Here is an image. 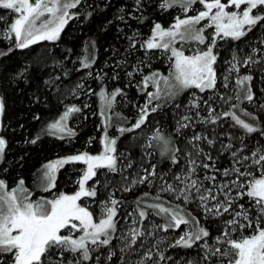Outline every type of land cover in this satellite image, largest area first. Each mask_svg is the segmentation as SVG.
<instances>
[{
    "label": "snow or ice",
    "instance_id": "1",
    "mask_svg": "<svg viewBox=\"0 0 264 264\" xmlns=\"http://www.w3.org/2000/svg\"><path fill=\"white\" fill-rule=\"evenodd\" d=\"M80 3L81 0H0V9L10 10L15 14V19L8 26V32L4 34L5 38L12 39L17 49H28L41 41H56L69 19L74 17L69 9L77 8ZM136 3L139 7L141 0H136ZM197 3L202 5L203 10H196V14L188 15L192 6ZM158 7L163 10L178 7L183 18L181 15L175 16L174 23L167 28L155 23L150 37L143 42L136 40L138 33L128 38L131 48L137 49L139 44V49L144 50L146 59L149 51L162 50L170 63L168 75L158 71L142 74L138 87L145 94V102L138 107L135 122L131 123L127 117H122L119 113L110 114L116 98L124 95L123 89L116 88L109 93L101 87L98 96L101 104L99 115L104 129L102 151L96 155L85 151L44 165L42 188L44 192H51L56 188L57 172L63 166L75 163L85 165L79 169L81 175L75 182L78 190L72 194L60 192L52 198L40 196L33 200V193L24 186L23 179L10 190L5 180L0 179V264H84L93 259V251H98L101 246L111 245L117 232L119 209L123 202L115 199L114 193L109 192L108 199L98 204L99 216H95L81 200L97 197L96 185H99L100 181L95 178L99 170L107 169L111 173L122 171L120 160L127 159L124 153L117 154L119 136H110L108 133V129L112 127L113 115L123 123H130L128 127H117L118 133L123 136L125 133L141 129L146 124L148 117L162 107L156 103L162 96L172 99L181 91L191 88L199 89L200 92L215 90L217 72L214 66L218 53L214 50L217 48L218 40L226 38L240 40L254 27L264 22V0H161ZM6 19L0 15V21ZM119 19L122 20L123 17ZM205 21L207 23H203ZM206 29L213 31L206 36ZM189 41H195L205 47L197 48L186 55L183 47L178 48L177 45ZM253 52L256 53L258 50L253 49ZM0 55L7 53L0 52ZM95 63L94 53H89L81 60L80 68L76 71L91 69ZM141 63L145 67L150 66L144 61ZM228 63L230 67L228 75L223 78L224 88L228 87L231 74L239 73V65L247 67L249 64H256L257 61L252 56H247L241 61L233 55ZM134 71L139 72L140 69L136 68ZM87 75L92 76V72L89 71ZM126 75L132 77L133 72H127ZM117 77L118 74L112 79ZM96 79L102 81L103 76L98 75ZM252 79L251 75L235 78L233 91L236 100L241 103L244 101L251 103L254 100ZM77 87L82 89L84 85L78 84ZM149 87L155 90L149 91ZM88 94H91V90ZM232 99V96H219V100L229 104L230 108L219 113L208 100H204L208 114L207 117H200L197 112L196 116L199 118L197 122L218 124L220 121L230 119L234 122L233 127L238 126L246 134L260 133L264 136V129L237 114L239 105L230 104ZM175 107L178 108L179 104ZM261 107L264 108V105ZM191 108L199 109V101L191 102ZM239 110L251 121L259 119L251 112ZM4 111L5 102L0 97V117H3ZM79 112H81L79 107H67L56 122L48 125L49 134L58 132L67 133L69 137L74 136L75 133L68 128L66 122L71 114ZM192 119L189 115L181 116L176 122L175 131L179 133L181 129L190 128ZM60 138L65 137L61 135ZM38 139L39 136L31 143H36ZM238 139H241L242 146L235 151H232L235 147L232 143L222 145V150L229 151L232 158L231 167L223 170L216 167L215 159L209 154H205V157L211 163L203 161L198 163L197 157L203 149L195 142L205 140L207 144L212 145L214 141L197 133L188 141L194 149L195 156L193 152L185 154L189 157L186 168H181L178 173L173 174V182L165 179V173H157L154 164L150 168L142 169L144 174H137L131 181L124 177L127 186L120 189L124 192L132 191L138 184L151 186L155 180L160 181L155 195L145 192L137 197L134 209L123 217L126 221L131 217L133 225L120 237L128 241L126 246H134L141 238L154 236L157 232L181 231L182 226H188L189 230L175 237L169 247L202 248L201 264H264V144L244 154L247 145L243 144L242 138ZM152 140L161 142L164 152L169 150V141L159 129H156ZM6 145V140L0 137V160L3 159ZM179 151V148L175 149V152ZM170 159L173 165L180 164L175 154ZM125 167L132 168V161L129 160ZM197 168L218 173L220 179L216 174H205L202 180L198 176L194 179ZM89 181H93V184L89 185ZM204 181L209 182L208 185H205ZM104 187L107 188V184ZM164 193L172 199H165L162 195ZM190 203H197L206 218L219 221L221 226L217 229V235L201 226L199 219L186 210ZM150 217H158L162 222H156ZM145 221H148L147 225ZM66 253H70L72 258H68ZM112 255L115 253L109 254V260ZM151 257L152 253L149 250L146 258ZM96 260H99V256ZM163 260L165 256L159 253L156 264ZM138 264H144L143 260ZM187 264L193 262L187 261Z\"/></svg>",
    "mask_w": 264,
    "mask_h": 264
},
{
    "label": "trees",
    "instance_id": "2",
    "mask_svg": "<svg viewBox=\"0 0 264 264\" xmlns=\"http://www.w3.org/2000/svg\"><path fill=\"white\" fill-rule=\"evenodd\" d=\"M160 2L161 0H141L138 7L136 0H83L75 9L74 17L65 25L58 40L41 41L28 49L15 48L14 43L3 36L2 33L5 29L8 30L14 14L10 10L0 9V15L7 18L5 21H0V52L7 53V55H0V96L5 102L2 134L7 141L2 169L11 174L10 186L25 176L35 179L43 164L52 158L81 150L91 152L101 150L104 132L101 126L102 118L99 115L101 104L98 93L101 87L109 93L116 88L123 89L124 95L116 98L110 114L121 113L122 117H127L131 123L135 122V119L130 117L136 113L137 109L131 103L140 105L145 101V94L138 87L142 75L134 69H142L143 74H149L154 70L169 73L170 63L167 57L161 55L160 50L149 51L146 59L144 50L139 49V44H137L139 50L131 48L128 38L138 33L135 38L141 42L151 35L155 23H160L164 27L174 23L175 16L179 15L177 8L160 9L158 7ZM253 49H257L258 52L254 53ZM215 52L218 53L215 65L217 87L205 93V100H208L219 113L230 110L229 104L219 100V96H232L230 104L239 105V109L251 112L259 119L251 121L239 109L237 114L264 129V108L261 107L264 105V91H262L264 90V22L258 24L240 40H218ZM89 53H94L96 63L91 69L76 71L80 68L81 60ZM233 55L241 61L247 56H252L257 63L249 64L247 67L239 65V73L233 72L229 77L228 87L224 88L223 78L228 75L230 67L228 62L232 60ZM141 61L150 66L145 67ZM89 71L92 72V76L87 75ZM127 72H133V76L128 77ZM117 74L118 77L112 79ZM98 75L103 76L102 81L96 79ZM243 75L253 77L251 88L254 100L251 103L247 101L241 103L235 99L233 91L235 78ZM78 84H83L84 87L78 88ZM89 88L92 93L87 96L85 91ZM148 90L151 91L150 87ZM80 94L82 96H79ZM189 94L190 91H187L176 99L162 100V107L148 117V121L141 129L125 133L123 136L118 135L116 147L118 151L127 154L125 165L120 163V167L123 166L122 171L116 173L106 170L98 171L95 179H98L100 184L96 186L98 194L94 198L95 200L108 198V192H106L107 195L101 193L105 190L114 193V198L123 202L119 209L117 232L114 234L111 245L101 246L98 251H93V259L84 264H94V262L138 264L141 260L144 264H156L159 253L165 256V260L159 261V264H187V261L201 264L202 248L169 247L174 238L181 234L184 226L181 231L168 233L161 231L149 238L143 237L137 241L136 245L127 249L130 252L128 254L121 251V248L127 247L128 241L120 238L125 234H121L125 222L123 217L134 209V201L145 192L155 195L160 184L157 179L151 186L138 184L132 191L124 192L120 190L127 186L124 177L131 181L137 174H144L142 169L150 168L154 164L157 173H165V179L173 182L172 176L180 171L183 156H186L185 152H192V148L186 146V137L189 138L197 130L203 131L209 139L214 141L212 145H209L202 140L201 147L206 154L215 159L216 167L221 170L231 167L232 159L229 151L222 150V145L232 143L235 146L232 151H235L242 146L241 139H238L240 137L243 144L247 145L244 153L246 154L254 147L264 144V136L260 133L246 134L238 126L233 127L234 122L230 119L220 121L218 124H205L197 122L199 118H193L190 128L181 129L177 133L175 131L177 120L187 113L192 116L196 114L195 110L187 111ZM123 98H127V102L123 101ZM176 104H179L178 108L175 107ZM71 106L81 108V112L71 114L66 122L75 135L69 137L67 133L58 132L49 134L48 125L56 122L66 108ZM200 111L207 117V105L201 106ZM118 126L128 127L130 123H123L113 115L112 127L108 130L112 133ZM156 129H159L164 137L170 138L168 146L173 150L165 153L161 148V142L151 140V149L154 153L151 158H147L143 156V147L147 144L144 137L150 134L154 136ZM61 135L65 138L61 139ZM142 135L143 139H140ZM38 136L37 142L31 143ZM176 148L180 151L175 152ZM173 154L179 158L180 164H172L170 158ZM193 155L195 156L194 152ZM129 160L132 161V168L125 167ZM197 160L207 162L205 156L197 157ZM27 168H29L28 171ZM75 174L77 172L72 165H65L59 173L56 188L52 191L54 193L73 191L74 187L70 183L73 182ZM215 174L219 176L218 173ZM105 184L107 188L104 187ZM162 195L165 199H172L167 193ZM174 203L180 202L174 201ZM90 208L93 214L98 216L97 208L92 206ZM186 210L199 219L201 226L207 228L213 235L218 234L217 229L221 226L219 221L210 217L206 218L197 203L188 204ZM128 219L132 218L128 217ZM150 219L162 222L158 217H150ZM145 224L147 225L148 221H145ZM159 236L167 240L164 242L163 239L158 243L156 240L160 238ZM149 250L152 253L151 259L146 258ZM112 252L115 255H112L109 260L108 256ZM69 254L65 255L68 257ZM97 256H99L98 261Z\"/></svg>",
    "mask_w": 264,
    "mask_h": 264
},
{
    "label": "rangeland",
    "instance_id": "3",
    "mask_svg": "<svg viewBox=\"0 0 264 264\" xmlns=\"http://www.w3.org/2000/svg\"><path fill=\"white\" fill-rule=\"evenodd\" d=\"M83 0H81V2H82ZM175 8H177V10H178V13H179V15H181L182 16V18H183V14L181 13V11H180V9L178 8V7H175ZM75 9L76 8H74V9H69V12L70 13H72V14H74V12H75ZM196 10H203V7H202V5H200L199 3H197L196 5H193L192 6V10L191 11H189V13H188V15H194V14H196ZM230 10H233V9H230ZM254 14H256L255 13V11H254ZM13 18V20L15 19V14H14V16L12 17ZM70 20V19H69ZM203 23H207V21H205V22H203ZM165 28H167V27H165ZM213 31V29H206V31H205V35L207 36L209 33H211ZM8 32V30H6L5 29V31H4V33H2L3 34V36L5 37V35L4 34H6ZM150 36V35H149ZM149 36H147L144 40H146L147 38H149ZM226 39H230V38H226ZM9 41H11V42H13V40L12 39H8ZM141 40V39H140ZM144 40H142L141 42H143ZM14 43V42H13ZM177 47L179 48V47H183V49L185 50V54L187 55V54H190V52L191 51H193V50H195V49H197V48H200V49H203L205 46L204 45H200V44H198L197 42H195V41H189V42H187V43H184L183 45H180V44H178L177 45ZM215 51V50H214ZM160 53H161V55H163V56H165V57H167V55L162 51V50H160L159 51ZM215 67V66H214ZM216 69V68H215ZM154 71H158V72H160V73H162V74H164V75H168V73H165V72H163V71H161V70H154ZM170 71V70H169ZM140 75H142L143 73H142V69H140V71L138 72ZM151 73V72H150ZM149 73V74H150ZM141 79H142V76H141ZM85 89V88H84ZM150 89H151V91H154L155 89L154 88H152V87H150ZM91 89L89 88L87 91H85L86 92V95L87 96H90V94H88L89 93V91H90ZM187 91H190V94H189V98H188V102H187V111H191V110H195L196 111V113L197 112H199V116L200 117H205V116H203V114H202V111H200V108L199 109H193V108H191V102H193L194 100H198L199 101V103H200V107L201 106H204L205 104L203 103V101L205 100V93L206 92H208L209 93V91L210 90H207V91H205V92H200V90L199 89H195V88H191V89H187V90H183V91H181L178 95H176L174 98H172V99H176V98H178V97H180V96H182L184 93H186ZM92 93V92H91ZM79 96H82L81 94L79 95ZM1 97V96H0ZM124 99V98H123ZM172 99H169L168 97H166V96H162L161 97V99H160V101H157L156 103H159V104H161V102H162V100H172ZM127 100V98H125L123 101H126ZM129 101V100H128ZM127 102V101H126ZM145 102V101H144ZM144 102H142L140 105H137L136 103H131V105H133L134 106V108H136L137 110H138V107L139 106H141V105H143V103ZM123 103V102H122ZM127 104V103H126ZM137 110H136V113H134V115L133 116H131L130 118L131 119H135L136 120V116H137ZM120 114V116H122V114L121 113H119ZM185 115H189V116H191L192 118H196V119H198V117L196 116V114H194L193 116L192 115H190V114H185ZM118 120V119H117ZM134 120V121H135ZM110 129V128H109ZM108 133H109V135L110 136H118L119 135V133H118V131L117 130H115L114 132H112L111 133V131L110 130H108ZM197 133H199V134H201L202 136H206L207 137V134H204L203 133V131H200V130H197V131H195V133L194 134H197ZM194 134H192V136L194 135ZM102 136H103V134H102ZM192 136H190L189 138L188 137H186V141H185V143H186V146H190L191 148H192V152H194V149H193V147H192V145L191 144H189L188 143V141L191 139V137ZM0 137H3L4 139H5V137H4V135L2 134V117H0ZM152 137H153V134L151 135H146L145 137H144V139L145 140H147V144H146V146L144 145V147H143V156H145V157H147V158H151V155L154 153V150H152L151 148H152V146H149V144L150 145H152ZM165 137H167V136H165ZM208 138V137H207ZM140 139H143V135L142 136H140ZM168 141L170 140V138L169 137H167L166 138ZM209 139V138H208ZM6 140V139H5ZM152 140V141H151ZM101 141H102V139H101ZM202 141V140H201ZM201 141H198V142H195V143H197L198 145H199V147L201 148V149H203L202 147H201ZM7 142V141H6ZM169 148V150L168 151H171V150H173V148H171L170 146H168ZM161 148H162V144H161ZM5 151H6V149H5ZM88 152V153H90V154H93V155H96V154H99L101 151H102V148H101V150H99V151H97V152H91V151H88V150H81V151H76V152H73V153H71V154H68V155H63V156H59V157H55V158H52V159H50V160H47L44 164H43V166L41 167V169H39V171H38V173H37V175H36V177H35V179H31V178H28L27 176H25V177H22V178H19L15 183H14V185L13 186H10V182H11V174L10 173H8V172H6L5 170H3L2 169V167H3V163H4V161H5V152H4V155H3V159L2 160H0V179H3V180H5V182L7 183V185H8V188H9V190L11 189V188H14V187H16L17 186V183H18V181L20 180V179H23L24 181H25V187L29 190V191H31L32 193H33V196H32V199L33 200H35L37 197H40V196H44V197H47V198H52L54 195H58L60 192H58V193H54L53 191H51V192H44L43 190H42V188H43V183H44V180H43V172L45 171V169H44V165L45 164H47V163H50V162H53V161H56L57 159H60V158H64V157H67V156H69V155H73V154H78V153H82V152ZM168 151L167 152H165V153H168ZM191 152V151H190ZM119 153H124L123 151H118L117 150V154H119ZM149 153H150V155H149ZM187 153V151L185 152V154ZM195 153V152H194ZM205 154H206V152L203 150V152L200 154V156L199 157H201V156H205ZM125 155H127V154H125ZM206 158V157H205ZM187 159H189V157H187V156H183V161H182V165H181V168H186V165H187ZM198 161V163H200L201 161L200 160H197ZM125 162H126V160L124 159V158H121V160H120V163L122 164V165H125ZM208 163H210L209 161H207ZM68 165H72V167H74L75 168V171L77 172V174H75V177H74V179H73V182L72 183H70L71 185H73V187H74V190L73 191H70V192H64V193H67V194H72V193H74L76 190H78V186H77V184L75 183L76 182V180L77 179H79V177H80V175H81V173H80V171H79V169H81V168H84L85 167V165H83L82 163H75V164H68ZM121 165V168L123 167ZM64 167V166H63ZM62 167V168H63ZM62 168H60L59 170H58V172H57V179H58V176H59V173H60V171H61V169ZM28 169L29 168H27V171H28ZM103 170H106V171H108L107 169H102V170H99V171H103ZM205 174H208V175H213V174H215L213 171H211V170H203V169H201V168H197V174L195 175V176H193V178L195 179V178H197V176L202 180L203 179V176L205 175ZM218 176V175H217ZM57 179H56V184H57ZM218 179H220V177L218 176ZM204 183H205V185H208V183L209 182H207V181H204ZM93 184V181H89V185H92ZM97 186V185H96ZM106 192H108V195H109V192L110 191H105V190H103L101 193H106ZM106 195H107V193H106ZM108 198H106V199H99V200H95V199H87V200H81V203L82 204H86L88 207H89V209L91 210V206L92 207H96L97 208V210H98V212H99V207H98V204L100 203V202H103V201H105V200H107ZM246 207H247V205H246ZM225 215H228V214H225ZM98 216H99V214H98ZM130 226H133V225H131V220H129V219H127V221L125 220V222H124V225H123V229H122V231H121V234L122 233H127V231H128V229H129V227ZM189 230V228H188V226H184L183 227V230H182V232L183 231H188ZM182 232H181V234H182ZM150 236H148V238H149ZM160 238L158 239V240H156V242H161V240H163L164 242L167 240V238H161V236H159ZM147 238V239H148ZM157 243V244H158ZM209 243H212V242H209ZM121 249H123V252H125V253H130V252H128L127 251V249H129V247H123V248H121ZM132 253H134V252H132ZM126 254V255H127ZM78 255V254H77ZM68 258H72L71 257V254H69L68 255ZM94 264H99L98 262H94ZM198 264H200V263H198Z\"/></svg>",
    "mask_w": 264,
    "mask_h": 264
}]
</instances>
